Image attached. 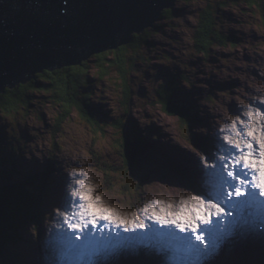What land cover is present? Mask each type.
Returning a JSON list of instances; mask_svg holds the SVG:
<instances>
[{"label":"rangeland","instance_id":"1","mask_svg":"<svg viewBox=\"0 0 264 264\" xmlns=\"http://www.w3.org/2000/svg\"><path fill=\"white\" fill-rule=\"evenodd\" d=\"M249 1L177 0L174 9L168 10L172 18L161 16L155 24L157 30L155 25L142 29L148 34L139 48L130 45L143 33H132L126 44L102 53L108 54L104 63L110 68L106 72L99 67L102 54L92 56L84 62L88 64L84 78H77L75 84L77 97L86 102L85 112L74 108L66 117L62 104L49 93L48 83L41 81L42 90L30 88L26 106L19 111L8 115L0 109L3 154L17 163L15 169L24 179L30 173L40 174L46 183L70 178L74 169L77 174L86 172L98 185V193L128 214L140 215L156 200L178 204L198 190L200 157L212 148L219 130L236 115L242 116L247 111L245 105L264 107V0H258L259 5ZM210 8L217 9L226 45H215L205 56L198 52L193 38L200 12ZM124 47L121 55L115 53ZM120 60L125 61L126 81L112 66ZM75 67L81 66L64 69ZM166 88L174 90L172 103L195 109L198 123L192 130L165 112L162 90ZM126 132L131 140L136 132L149 145L134 169L124 157ZM153 145L156 152L151 151ZM38 191L44 200L45 223L40 233L33 225L19 233L14 249L17 264H49L47 243L55 224L52 205L56 197L43 186ZM132 234L135 237L123 233L129 238ZM263 239L260 234L246 232L203 264H264V249L254 247V243L264 246ZM136 256L123 249L103 257V264H138ZM155 259L148 256L146 264ZM173 259L180 261L179 256ZM57 260L58 264H88L89 257H76L64 248Z\"/></svg>","mask_w":264,"mask_h":264},{"label":"snow or ice","instance_id":"2","mask_svg":"<svg viewBox=\"0 0 264 264\" xmlns=\"http://www.w3.org/2000/svg\"><path fill=\"white\" fill-rule=\"evenodd\" d=\"M245 108L200 157L198 190L178 204L161 199L140 215L128 214L105 200L86 172L74 169L70 178L46 182L45 190L56 197L49 264H58L64 248L89 257L88 264H103V257L133 241L160 254L153 264H174L170 257L176 256L179 264H203L257 226L264 238V107ZM121 232L136 235L122 237Z\"/></svg>","mask_w":264,"mask_h":264},{"label":"water","instance_id":"3","mask_svg":"<svg viewBox=\"0 0 264 264\" xmlns=\"http://www.w3.org/2000/svg\"><path fill=\"white\" fill-rule=\"evenodd\" d=\"M176 2L0 0V94L126 44Z\"/></svg>","mask_w":264,"mask_h":264},{"label":"trees","instance_id":"4","mask_svg":"<svg viewBox=\"0 0 264 264\" xmlns=\"http://www.w3.org/2000/svg\"><path fill=\"white\" fill-rule=\"evenodd\" d=\"M249 4L259 5V1L251 0ZM171 15L172 11L167 10L163 12L162 18L167 20L172 18ZM154 29L157 30L158 27L155 25ZM146 34L148 33H143V35L136 37L135 43H131L130 47L139 48L141 46L139 44L146 43L144 39ZM193 39L194 46L198 52L205 56L210 54L211 49L214 48L215 45L219 43L220 45L225 44L224 37L218 27L217 9H203L200 12ZM124 49H126V47L121 48L115 53L120 54ZM107 55L108 54H102L99 56V62L101 61L103 64L99 65L102 72H106L108 68H110L104 63ZM96 57H98V55ZM79 66L81 67L62 69L55 72L43 71L35 80L31 81V83L20 84L18 88H7L4 94L0 95L1 111L8 115L19 111V108L26 106V101L24 99L28 97L30 88L34 87L42 90L40 82L44 81L48 83L51 88L49 93L53 95L55 100H58L59 103L62 104L66 117L71 114L74 108L85 112L86 102L82 99L79 100L77 97L76 92L78 91L75 84L77 78L81 80L84 78V75L88 71V64L82 62ZM112 66L120 71V73L124 74L122 78L124 79L123 81H126L125 61H117L116 67L114 65ZM170 90L169 88L162 90L165 112L172 117L179 118L184 126L192 130V127L198 123L195 109L172 103L171 100L174 98L172 92L174 93V90ZM128 103L129 102H127V104ZM125 136L126 137L123 139L124 157L127 159L126 163L134 169L136 167L134 165H137L139 157L145 153L149 145L143 142L141 138H138L136 132L134 133L133 140H131L127 132ZM3 144V140L0 139V255L2 256L3 264H17L19 257L17 253L14 252V249L19 240V233L28 225H33L40 233L45 223L43 212L44 200L39 195L38 189L40 186H43L45 190L46 183H44L43 177H41L40 174L36 175L30 173L26 179L21 178L15 169V164L17 163L3 154ZM152 148L155 151L152 149L151 151L156 152L157 148L155 145H153ZM34 189L37 190L34 191ZM43 197L46 199L45 196ZM38 202L41 204L39 208L37 207ZM10 253L11 258L9 256ZM138 264L143 263L140 261Z\"/></svg>","mask_w":264,"mask_h":264},{"label":"bare ground","instance_id":"5","mask_svg":"<svg viewBox=\"0 0 264 264\" xmlns=\"http://www.w3.org/2000/svg\"><path fill=\"white\" fill-rule=\"evenodd\" d=\"M81 62H84V61H81ZM81 63H79V65H80ZM64 69V68H63ZM59 70H62V69H59ZM43 71H46V70H42V72ZM57 71V70H56ZM28 83V82H27ZM26 83V84H27ZM6 88V87H5ZM13 88H15V86H13ZM12 88V89H13ZM7 89V88H6ZM6 89H5V91H6ZM4 91V92H5ZM260 98V97H259ZM196 125V124H195ZM202 145V144H201ZM147 149H149V148H147ZM147 149L145 150V152L147 151ZM142 153V152H141ZM159 153H160V151H159ZM161 153H162V151H161ZM103 167V166H102ZM110 169V168H109ZM107 173V172H106ZM29 182V181H28ZM12 183V182H11ZM26 185V184H25ZM107 187V186H106ZM109 187V186H108ZM110 188V187H109ZM103 190V189H102ZM46 191V190H45ZM48 193H50V192H48ZM104 194V193H103ZM187 196H188V194H187ZM186 196V197H187ZM47 197H50V195L49 196H47ZM154 198V197H153ZM47 203V202H46ZM254 234H260V231H259V227L257 226L256 228H255V230H253L252 231ZM252 234V233H251ZM261 235V234H260ZM121 236L122 237H124V235H123V233L121 234ZM132 236H133V234L130 236V238H132ZM126 237H128V236H126ZM134 238V237H133ZM256 240V239H255ZM264 240V239H263ZM254 241V240H253ZM243 242V241H242ZM235 243V242H234ZM237 243V242H236ZM258 244V243H257ZM259 245V244H258ZM252 247V246H251ZM254 247L255 248H260L261 250H263L264 249V246L262 245V244H260V246H256V244L254 243ZM132 248H135V250H138V254H137V252H135V250H132V249H130V247H128V248H126V249H124L125 250V252L126 251H131V252H133V253H135L137 256H136V260H134V261H137V260H140L143 264H146V262H147V259H148V256H150V257H152V256H154L156 259L160 256V254L158 255V253L157 252H155V251H150L149 253H141V254H139V251H143V250H148V249H146V248H144V246L143 245H139V244H137V243H135V241H133V246H132ZM66 249V248H65ZM252 250V249H251ZM257 250V249H256ZM255 252V251H254ZM248 253V252H247ZM253 256V255H252ZM147 259H146V258ZM246 257V256H245ZM255 257V256H254ZM263 257H264V251H263ZM110 259V258H109ZM170 259H173V258H171L170 257ZM264 262V261H263ZM131 262L130 261H126L125 263H121V264H130ZM150 263H152L153 264V262L152 261H150V262H148L147 264H150ZM174 264H179V261H174ZM261 264V263H260Z\"/></svg>","mask_w":264,"mask_h":264}]
</instances>
